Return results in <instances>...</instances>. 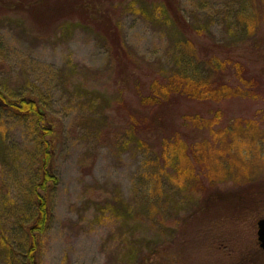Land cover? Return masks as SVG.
<instances>
[{
  "label": "rangeland",
  "instance_id": "374dc122",
  "mask_svg": "<svg viewBox=\"0 0 264 264\" xmlns=\"http://www.w3.org/2000/svg\"><path fill=\"white\" fill-rule=\"evenodd\" d=\"M10 1L18 5L22 0ZM91 1L110 11L124 48L121 54L104 38L108 33L104 28L100 33L76 19L80 25L69 31L44 32L17 5L0 11V89L10 97L35 99L55 129L50 166L58 183L46 193L51 219L40 237L37 264H126L131 249L138 246L130 244L135 240L112 212L123 202L135 211L159 205L152 216L156 225L144 219L135 233L146 241L159 236L158 251L153 254L154 244L143 243L136 264H231L241 253L259 249L257 223L264 218V204L247 210L210 205L204 211L194 206L196 198L185 199L165 180L162 195L153 194L152 153L129 141L125 133L131 113L149 119V110L139 103L142 88L179 61L186 62L182 37L158 16L139 12L151 7L153 0ZM248 3L251 7L248 0H176L178 11L195 29L190 37L194 56L205 62L218 53L217 47L224 48L260 79L262 97L206 104L180 100L164 119L169 133L179 131L190 143L212 136L206 129L182 125L185 112L213 118L221 110L215 129L232 131L231 125L242 120L235 140L224 133L248 169L240 174L226 166L227 177L216 183L230 193L249 184L264 186V19L257 17L259 28L253 31L245 27L251 20L237 23L238 10ZM224 74L230 84L236 83L232 71ZM249 120L261 121L256 136L246 132ZM0 136V235L16 264L28 247L24 222L36 209L45 138L35 120L9 111H0ZM160 136L148 138L154 151ZM0 264H8L1 250Z\"/></svg>",
  "mask_w": 264,
  "mask_h": 264
},
{
  "label": "trees",
  "instance_id": "16d2710c",
  "mask_svg": "<svg viewBox=\"0 0 264 264\" xmlns=\"http://www.w3.org/2000/svg\"><path fill=\"white\" fill-rule=\"evenodd\" d=\"M24 1H19L18 5H11L12 2L10 0H0V11L8 7L11 9L23 8L36 27L41 31L44 30V32L46 30L49 32L57 30L69 31L72 26L78 23H85V26H93L100 33L102 32L100 30L104 28L108 31L104 38L111 44L110 46L114 47V52L116 54L123 52L124 48L118 37L117 29L110 18V11L101 10L99 2L91 0H33L26 5ZM133 1H144L147 3L150 0ZM248 1L251 7L248 3L247 8L244 6L239 9L236 22L242 24V19L244 21L247 19L251 20V26L245 27H247V31L248 29L253 31L259 28V15H262L263 18L261 19H264V0ZM253 2L255 3L254 6ZM21 4L26 6L19 7ZM139 12H150L163 19L168 26L175 28L180 37H182L180 42L182 54L184 57L185 55L188 57L187 59L186 57L184 58L186 60L185 63L179 61L174 69L165 70L152 78L138 93L141 107L149 110L150 121L146 117L136 116L134 112L131 113L132 119L128 120V130L125 133L128 140H132L136 146L146 150V152L152 153L149 157V167L152 169V174H150L152 177L150 176V178L154 179L153 194L162 195V193L160 194L163 188L162 180H165L177 188L185 199L196 198L194 206H200L198 208H202L204 211H208L210 205L227 207L230 204V206L237 207V209L247 210L248 208H255V204H264V186L249 184L243 191L230 193L219 189L216 183L227 177V167L228 169H237V171L241 172L240 174L248 171L247 167L242 164L240 155L233 150V141H226L224 136V133L228 131V133L232 134L233 140H235L241 131L242 120H237L231 125L232 131L229 130L230 127L215 129V125L222 117L221 110L217 109L213 113V118H206L200 113L185 112L181 116L182 125L187 128L206 129L212 136V139H203L191 143L186 141V136L181 132L179 133V131L169 133V130L165 128L167 125L164 121L167 117L166 113L171 111L180 100L206 104L208 102L220 103L224 100L238 97L258 99L263 95L260 79L250 73L248 65L242 60L235 58L229 53L226 54L224 48L217 47L218 53L212 54L209 60L205 62H201L195 57L193 54L195 50L193 40L190 38L195 33V29L188 24L178 11L176 0H153L151 7H144ZM247 13L248 17H246ZM76 19L78 23L75 22ZM192 58L196 60L194 61ZM226 70L233 72L231 75L236 81L235 84L228 82L227 75L224 74ZM0 111H9L17 117L35 120L45 138L41 181L37 185L35 192L36 209L34 214L30 215L24 222L28 237V247L22 255V260L16 262V264H37L40 237L47 231L51 219L46 193L49 191L50 186L58 183V179L51 171L50 166L52 156L50 150L53 147L52 141L55 129L49 123H53L49 115L32 98L10 97L0 89ZM260 123L261 121L259 120L246 121L249 126L246 132L250 133V136L252 134L255 135ZM158 133L161 136L160 138H155L159 145L155 146L156 150L154 151L150 148L147 141H149L148 138L151 135L154 134L156 136ZM235 182L237 183L239 180H235ZM203 200L205 202L202 207ZM157 206L159 205L149 208L147 206L145 210L139 209V211H135L130 206H125L123 202L118 211L115 208L112 209V212L122 219L127 230L126 233L131 235L130 239L135 240L133 243L131 241L130 244H137L138 246V249L133 247L131 249L132 252L130 250L129 256L126 257L125 254L126 259L124 261H126V264H136L135 258L138 257L141 251L140 248L145 242L150 247L154 244V247L158 248L159 236L150 241H146V238L139 239L135 237V233L141 229L144 219L151 224L156 222L152 216L157 213ZM147 209L149 210L148 214L145 212ZM169 236L174 237L171 234ZM5 244V236L0 235V250L6 255L8 264H13L12 250ZM157 248L150 252L156 254ZM231 264H264V251L260 247L259 249L255 247L252 252L241 253Z\"/></svg>",
  "mask_w": 264,
  "mask_h": 264
},
{
  "label": "water",
  "instance_id": "95a60500",
  "mask_svg": "<svg viewBox=\"0 0 264 264\" xmlns=\"http://www.w3.org/2000/svg\"><path fill=\"white\" fill-rule=\"evenodd\" d=\"M257 228V239L259 247L264 251V218L258 221Z\"/></svg>",
  "mask_w": 264,
  "mask_h": 264
}]
</instances>
